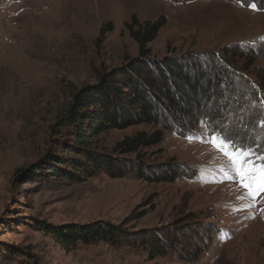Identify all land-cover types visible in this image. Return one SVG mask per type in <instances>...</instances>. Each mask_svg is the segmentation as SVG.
Wrapping results in <instances>:
<instances>
[{
  "label": "rangeland",
  "instance_id": "374dc122",
  "mask_svg": "<svg viewBox=\"0 0 264 264\" xmlns=\"http://www.w3.org/2000/svg\"><path fill=\"white\" fill-rule=\"evenodd\" d=\"M260 6L0 0V264H264V192L254 201L246 194L205 123L175 124L159 144L122 155L114 151L119 140L162 127L142 123L93 135L88 120L72 122L67 113L75 93L97 85L99 73L139 57L126 27L134 16L164 19L149 44L151 60L199 62L210 79L221 58L229 59V48L258 54L252 66L231 68L235 91L215 97L213 107L228 109L211 129L227 127L244 146L264 142V74L256 73L264 71V2ZM233 63L247 61L237 56ZM83 128L87 135L80 136ZM88 150L122 156L125 174L67 177L81 175L75 167L87 161ZM98 220L126 231L117 245L68 248L39 227Z\"/></svg>",
  "mask_w": 264,
  "mask_h": 264
},
{
  "label": "trees",
  "instance_id": "16d2710c",
  "mask_svg": "<svg viewBox=\"0 0 264 264\" xmlns=\"http://www.w3.org/2000/svg\"><path fill=\"white\" fill-rule=\"evenodd\" d=\"M234 1L245 6L259 7L264 2V0ZM164 24V19L140 22L134 16L126 27L137 42L139 57L131 59L124 67L99 73L97 85L85 86L77 91L74 102L67 112L72 122L80 119L88 120L89 133L93 135L108 129H126L142 123L162 127L153 133L143 131L125 136L114 147V151L119 154H138L145 147L159 144L164 138V129H173L175 124L191 122V126H195L203 120L211 131L209 127L211 121L213 119L218 121L220 117L225 116L228 109L226 104L213 107L215 97H219L224 92L232 94L235 91L231 68L243 69L247 65L252 66L259 57L257 53L229 48L225 53L229 59L221 58L224 63L210 71L208 74L210 79L205 78L207 71L199 62L172 56L151 60L149 44L157 38ZM103 32L104 28L101 34ZM237 56H241L247 63L241 66L235 65L233 60ZM256 73L263 75L264 71ZM238 98L243 100L240 94ZM209 105L212 109H205ZM79 135H87L84 128ZM241 142L235 144L243 145ZM250 144L253 143L247 145ZM85 154L87 161L77 162L75 167L84 177L81 175L78 177L70 172L66 173L67 177L84 181L98 173L116 178L126 172L124 169L126 162L121 158L122 156L90 150L85 151ZM54 160L63 163L64 158L56 156ZM142 177L149 180L148 175L142 174ZM39 227L51 233L56 240L68 248L76 246L77 243L90 244L101 241L117 245L126 232L107 220L85 224L68 223L52 227L45 226L42 222Z\"/></svg>",
  "mask_w": 264,
  "mask_h": 264
},
{
  "label": "snow or ice",
  "instance_id": "6c2138e0",
  "mask_svg": "<svg viewBox=\"0 0 264 264\" xmlns=\"http://www.w3.org/2000/svg\"><path fill=\"white\" fill-rule=\"evenodd\" d=\"M200 123L203 124L205 121L201 120ZM259 127L264 129V119L259 122ZM212 131L213 136L210 142L218 151H222L229 157L241 187L254 201L260 193L264 192V142L257 139L247 146L236 145L227 127L219 132L215 128Z\"/></svg>",
  "mask_w": 264,
  "mask_h": 264
}]
</instances>
